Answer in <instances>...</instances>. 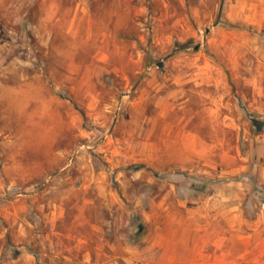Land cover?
Returning <instances> with one entry per match:
<instances>
[{"label": "rangeland", "instance_id": "1", "mask_svg": "<svg viewBox=\"0 0 264 264\" xmlns=\"http://www.w3.org/2000/svg\"><path fill=\"white\" fill-rule=\"evenodd\" d=\"M0 264H264V0H0Z\"/></svg>", "mask_w": 264, "mask_h": 264}, {"label": "trees", "instance_id": "2", "mask_svg": "<svg viewBox=\"0 0 264 264\" xmlns=\"http://www.w3.org/2000/svg\"><path fill=\"white\" fill-rule=\"evenodd\" d=\"M253 123H254V126L256 128H258L259 130H261V128L263 127V124L260 121L255 120ZM133 168L138 170V169L143 168V167H141V166H135Z\"/></svg>", "mask_w": 264, "mask_h": 264}, {"label": "water", "instance_id": "3", "mask_svg": "<svg viewBox=\"0 0 264 264\" xmlns=\"http://www.w3.org/2000/svg\"><path fill=\"white\" fill-rule=\"evenodd\" d=\"M209 31H210V30H208V32H209ZM199 48H200V46H196V47H195V49H196V50H198ZM159 65H160V67H162V66H163V64H162V63H160Z\"/></svg>", "mask_w": 264, "mask_h": 264}]
</instances>
